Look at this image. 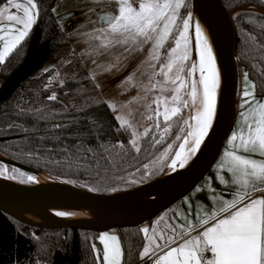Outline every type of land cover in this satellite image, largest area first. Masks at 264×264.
Instances as JSON below:
<instances>
[{"label":"snow or ice","instance_id":"6c2138e0","mask_svg":"<svg viewBox=\"0 0 264 264\" xmlns=\"http://www.w3.org/2000/svg\"><path fill=\"white\" fill-rule=\"evenodd\" d=\"M115 3L116 11L101 13L104 26L93 29L99 33L96 38L104 46L126 45L125 51H143L144 46L148 45L149 66L153 71L146 90L158 88L159 94L151 101L156 107L152 109L151 104L148 105L152 115L147 119L153 123L143 132L137 133L124 116H116L121 125L133 129L132 138L128 148L122 143L119 145L123 156L117 152L115 156L109 154L96 159L98 183L107 180L100 169L105 174L110 168L115 169L133 150L137 156L142 151L148 153L155 150L165 142L174 126L178 128L175 139L154 160L143 164L142 171L137 169L141 173L138 180L115 177L130 187L163 174L165 169L175 171L184 168L201 151L206 138H210L217 118L221 72L213 44L205 35L200 20L195 19L194 13L188 10L186 0H115ZM181 9L185 11L182 13ZM39 16L38 0H0V62H4L30 36ZM170 39L174 41V46L166 47ZM162 51L164 60L160 62ZM158 76L162 79H155ZM261 76L264 77V72ZM128 79L132 80V77ZM256 88L257 84L249 80L245 72L238 130H233L228 136L227 146L216 164L219 181L228 186L230 198L214 192L210 198L211 205L197 206L195 220L188 219L185 214L182 222L177 224L174 222L176 210L169 209L150 224L142 226L139 232L143 233L145 243L138 253L142 264H264V97H256ZM47 99L55 100V93ZM197 103L199 107H194ZM190 106L194 107V112L184 118L182 112ZM34 111L38 119L51 118V113H42L39 109ZM19 114L26 113L21 109ZM53 127L61 129L67 126L55 124ZM23 131L27 132L28 129L24 128ZM149 136L148 145L142 148L141 137ZM53 139L59 140V137ZM100 147L105 153L109 152V146L101 144ZM110 147L115 149L117 146ZM63 151L67 152V148ZM86 151L91 152L93 158L97 156L91 148ZM257 154L259 158H254ZM65 159L67 166L72 167L69 157ZM101 160L106 164H102ZM76 163L79 165V158ZM220 170H226L230 178L219 175ZM8 171L7 165H0V176ZM8 179H20L22 183L36 180L35 176L17 168L11 169ZM82 186L89 187L87 182ZM89 190L115 193L119 189L116 186H93ZM56 214L74 215L64 211ZM97 239L102 243V249H97L95 243L91 245L96 253L95 264H129L131 257L124 259L125 251L119 236L103 232Z\"/></svg>","mask_w":264,"mask_h":264},{"label":"trees","instance_id":"16d2710c","mask_svg":"<svg viewBox=\"0 0 264 264\" xmlns=\"http://www.w3.org/2000/svg\"><path fill=\"white\" fill-rule=\"evenodd\" d=\"M6 1V0H5ZM56 0H38L40 16L34 25L29 37L21 42L16 49L0 62V78H7L12 71L23 61L31 37L37 28L41 29V43L52 41L51 57H58L59 51L68 46L65 31L59 25L52 8ZM191 0H187L189 3ZM226 8L231 11L243 5H255L264 8L263 0H223ZM237 27V63L245 67L249 76L257 84L256 94L264 95V14L253 11H241L235 14ZM54 70L35 73L24 81L13 96L0 105V152L5 156L22 162L34 169L46 172L66 181H75L74 184L90 189L93 186H116L118 191L126 190L158 178L153 177L143 183L126 187L115 177L124 176L126 179H139L142 165L150 163L159 155L170 142L166 138L162 145L148 153L141 152L138 156L131 151L115 169H109L105 174L107 180L98 183L95 161L106 155L121 156L122 143L129 147L132 131L127 125H121L116 119L115 109L111 107L101 95L94 79L87 71H80L76 75H68L59 86V94L55 100H48L50 89L49 80ZM47 86V87H46ZM77 101L73 103V101ZM70 103L74 106L67 107ZM23 109L26 114L21 115ZM42 113H51L49 119H38L34 110ZM55 124L67 127L56 129ZM27 128L28 131H23ZM176 132V130H175ZM41 137L45 139L41 140ZM59 137V140L53 139ZM151 137H142L141 146L146 147ZM109 146L105 153L100 147ZM111 145H116L115 149ZM67 148V152L63 149ZM91 148L96 153L86 151ZM79 149V151H78ZM31 153V155H27ZM70 154V155H69ZM69 157L72 167H68ZM135 157V158H134ZM79 158V165L76 160ZM59 161L60 163H55ZM102 164L106 161L101 160ZM92 165V167H88ZM89 185L84 187L82 185ZM101 193H112L98 191ZM25 224L0 210V264H52L57 252L65 253L69 248L71 259L69 264H95L96 253L91 245L97 242L98 232L69 228L44 229L32 228L34 234L27 236L24 233ZM141 227H123L113 229L121 238L122 248L125 251V260L129 264H141L138 253L144 243ZM35 231H39L35 234Z\"/></svg>","mask_w":264,"mask_h":264},{"label":"water","instance_id":"95a60500","mask_svg":"<svg viewBox=\"0 0 264 264\" xmlns=\"http://www.w3.org/2000/svg\"><path fill=\"white\" fill-rule=\"evenodd\" d=\"M191 5L194 16L198 13L212 36L217 39L223 73V96L219 103L217 119L210 138L202 145L201 151L173 178L161 184L151 197L140 201L133 200L132 195L144 184L160 183L166 180L167 175L165 172L154 180L130 189L115 193H101L90 191L64 179L34 169L0 152L1 163L8 164L24 172L35 170L46 174V177L32 183H22L21 181L8 179L7 176H0V198H22L30 205L36 216H41L51 223L40 224L24 218L0 203L1 211L26 225L23 231L27 236L32 235V228H77L102 232L123 227L142 226L191 192L214 165L227 142L228 136L231 135L239 103L238 35L234 16L241 11L264 14V8L255 5H243L229 11L223 0H191ZM52 46V41L41 43V29L37 28L31 37L23 61L5 78L0 87V105L8 101L21 84L32 77L51 57ZM68 195L89 215L87 220L79 221L57 216L40 205L43 200H59ZM100 207L106 208L109 216H103L99 211ZM38 233L39 231H35V234ZM70 259L71 253L68 248L65 253L57 252L52 264H69Z\"/></svg>","mask_w":264,"mask_h":264},{"label":"rangeland","instance_id":"374dc122","mask_svg":"<svg viewBox=\"0 0 264 264\" xmlns=\"http://www.w3.org/2000/svg\"><path fill=\"white\" fill-rule=\"evenodd\" d=\"M187 4L188 10L192 11L191 1ZM53 8L56 9L54 14L59 25L65 31L68 46L59 51L58 54L61 55L58 57H50L36 72L39 74L45 69L54 70L48 85L51 90L49 96L53 93L56 97L58 96L59 86L66 76L76 75L82 70L87 71L94 79L105 101L109 105L115 106L116 116H124L134 126L137 133L143 132L145 127L153 123L147 119L149 115H152L148 105L151 104V108L154 109L156 106L151 101L155 95L159 94L158 88L146 90L153 71L149 66L148 45L144 46L143 51H125L126 45L104 46L96 38L99 33L94 32L93 29H100L104 26L100 22L102 12L117 10L115 0H56ZM184 11L181 9L182 13ZM172 46H174V41L170 39L166 43V47ZM193 59H195L194 54ZM163 60L164 53L162 51L160 62ZM238 69L240 92L243 89V74L247 70L242 66H238ZM129 77H132V80H129ZM155 79H162V77L158 76ZM249 80L253 81L250 76ZM137 82H141V84L137 85ZM139 91L142 93L139 94ZM75 102L77 101H73V103ZM73 103L67 107L74 106ZM190 108L183 110L182 116L184 118L190 116ZM160 123L163 126L162 117ZM175 130L177 132L178 128L174 126L172 133L167 137L171 138L169 143L175 139ZM0 165L8 166L7 177L11 174V169L15 168L1 162ZM15 180L21 181L20 179ZM38 264H42V262L39 261Z\"/></svg>","mask_w":264,"mask_h":264},{"label":"bare ground","instance_id":"6f19581e","mask_svg":"<svg viewBox=\"0 0 264 264\" xmlns=\"http://www.w3.org/2000/svg\"><path fill=\"white\" fill-rule=\"evenodd\" d=\"M194 18L200 20L201 25L204 28L205 35H207L209 37L210 43L213 44V50L216 53L217 64H218V67H219L220 72H221V86H220V89L218 90V101H217V115H218L219 103H220L222 96H223V73H222V64H221V60H220V48H219L217 39L214 36H212L208 27L205 25L204 21L201 19V17L198 15V13L195 14ZM193 35H194V32H193ZM194 107H199V104L197 103V105H195ZM194 107L191 106V108H190L191 114L190 115L193 114ZM214 124H215V122H214ZM207 139L208 138H206V140ZM181 169L182 168H177L175 171H168L166 169V171H165V173L167 175L166 180H163L160 183L153 182L150 184H144L143 186H141L139 188V190L136 193H134L132 195L131 198L133 200H139V201L148 199L149 197H151L154 194L156 189L161 184H163L167 180L173 178L177 173H179V171ZM27 173L35 176L36 180H39L40 178L46 177V174L36 172L35 170H28ZM4 176H7V175L5 174ZM0 203L3 204L6 208H8L10 211L16 213L19 216H22L24 218H28V219L33 220V221L40 223V224H51L45 218H43L41 216H36L32 212L30 205L25 200H23L22 198H18V197L0 198ZM40 205L43 208L47 209L48 211L54 213L55 215H57L56 213L60 212V211L74 213V215H70V216H61V217H65V218H69V219H73V220L85 221L89 217V215L83 209H81L79 207V205L73 200V198L70 195L66 196L63 199H59V200H43L40 202ZM99 211L102 213L103 216H109V212L107 211L106 208L100 207ZM57 216H59V215H57Z\"/></svg>","mask_w":264,"mask_h":264},{"label":"crops","instance_id":"0c3cea01","mask_svg":"<svg viewBox=\"0 0 264 264\" xmlns=\"http://www.w3.org/2000/svg\"><path fill=\"white\" fill-rule=\"evenodd\" d=\"M100 22L103 23L101 19H100ZM140 84H141V82H139V83L137 82V85H140ZM242 90L243 89H241L239 94H238L239 103H238L237 116H236V120H235L233 130H238L237 121H238V119H240L238 113L241 111L239 105L241 102ZM50 92H51V90H50ZM141 93L142 92L139 91V94H141ZM255 95L257 98L264 97V95L258 96L256 94V92H255ZM226 146H227V142L225 143V145H224L218 159L214 163V165L211 167V169L208 171V173L203 177V179L198 183V185L191 192H189L186 196H184L182 199H180L174 205H172L171 207L166 209V210H169V209H175L176 210L177 218L174 221L175 223H177V224L181 223L183 216L185 214H187L188 219L195 220V217L197 215V206L198 205H203V206L211 205L212 201L210 198L213 196L214 192L217 195H223L224 198H226V199L230 198L229 193H228V186L220 183L218 175H217V170H216L217 161L219 160L220 156L223 154V151L225 150ZM254 158H259L258 154ZM219 175H225L226 178H230V174H227L226 170H220ZM171 215H172V213L169 212V216H171ZM153 220H151V221H153ZM150 223L151 222L149 221L145 224H150ZM145 224H143L142 226H144ZM142 226H140V227H142ZM103 232H109L110 234H115V235L119 236V238H120L119 233L117 231H113V230L98 232L97 237L99 236L100 233H103ZM120 241H121V238H120ZM144 243H145V241H144ZM95 245H96L97 249H102V243L98 239H97V242H95ZM121 245H122V243H121ZM141 264H142V259H141Z\"/></svg>","mask_w":264,"mask_h":264},{"label":"built area","instance_id":"2783aa9c","mask_svg":"<svg viewBox=\"0 0 264 264\" xmlns=\"http://www.w3.org/2000/svg\"><path fill=\"white\" fill-rule=\"evenodd\" d=\"M4 80H5V78H0V87L2 86Z\"/></svg>","mask_w":264,"mask_h":264},{"label":"flooded vegetation","instance_id":"af4514ba","mask_svg":"<svg viewBox=\"0 0 264 264\" xmlns=\"http://www.w3.org/2000/svg\"><path fill=\"white\" fill-rule=\"evenodd\" d=\"M163 57V56H162Z\"/></svg>","mask_w":264,"mask_h":264}]
</instances>
